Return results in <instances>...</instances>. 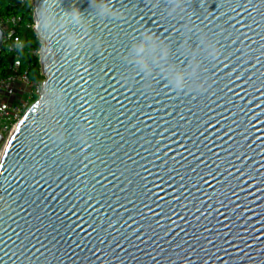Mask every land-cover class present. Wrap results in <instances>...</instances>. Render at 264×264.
Here are the masks:
<instances>
[{"label": "water", "instance_id": "obj_1", "mask_svg": "<svg viewBox=\"0 0 264 264\" xmlns=\"http://www.w3.org/2000/svg\"><path fill=\"white\" fill-rule=\"evenodd\" d=\"M111 2L123 16L59 0L57 19L76 6L87 31L36 29L43 94L0 134V264H264V0ZM145 31L169 46L183 92L158 67L150 87L125 83Z\"/></svg>", "mask_w": 264, "mask_h": 264}, {"label": "clouds", "instance_id": "obj_2", "mask_svg": "<svg viewBox=\"0 0 264 264\" xmlns=\"http://www.w3.org/2000/svg\"><path fill=\"white\" fill-rule=\"evenodd\" d=\"M173 5V11L176 8L182 6L183 0H171ZM91 5L96 8L100 15L105 17H121L124 15L123 10L113 7L111 0H91ZM59 6V0H43V2L35 9L34 27L37 30H42L47 35H52L58 30L63 28L68 23L81 25L85 31V21L87 18L76 6H73L70 11H65L59 15L57 19V7ZM39 9V12H37ZM204 49L207 54L214 58H219L222 55V51L217 42L208 37L206 34L201 37ZM80 35L74 32H65L64 41L65 44L72 50H75L80 46ZM96 47H100V42L96 41ZM170 48L164 41L160 40L154 33L145 31L143 38L134 43L129 51L125 54L124 60L127 64L131 65L135 71L129 72V75L125 77V83H129V79H133L143 74L145 77V87H150V81L152 73L158 67L159 70L164 73L166 80L169 82L171 89H175L176 92H183L186 86L185 73L183 70L174 63H169ZM200 70V61L193 56L191 60V74L195 76ZM195 91L201 94L208 91L211 87L207 80H199L193 85ZM56 92L55 88L48 91V94ZM57 99H62V94L57 93ZM54 138L63 143L65 134L62 131L57 130L54 134ZM81 139L87 141L86 133H82Z\"/></svg>", "mask_w": 264, "mask_h": 264}, {"label": "built area", "instance_id": "obj_3", "mask_svg": "<svg viewBox=\"0 0 264 264\" xmlns=\"http://www.w3.org/2000/svg\"><path fill=\"white\" fill-rule=\"evenodd\" d=\"M18 3L29 5L35 20L34 0H18ZM21 21V16L5 17L0 12V28L4 31L0 54L3 50H7L14 55L7 65L0 68V134L5 138L12 134L15 126L44 91L43 43L31 50V53L38 58L42 76L34 78L29 71V65H24L21 54L22 32L26 28L36 32V28L34 22L29 26H22ZM2 149L0 148V151Z\"/></svg>", "mask_w": 264, "mask_h": 264}, {"label": "trees", "instance_id": "obj_4", "mask_svg": "<svg viewBox=\"0 0 264 264\" xmlns=\"http://www.w3.org/2000/svg\"><path fill=\"white\" fill-rule=\"evenodd\" d=\"M0 12L5 17L17 15L22 17V26H29L34 22L33 10L29 5H21L18 0H0ZM23 37V51L21 58L24 65H29V71L34 78L42 77L40 74V63L38 58L31 53L33 48H38L41 45L40 38L37 33L31 29L26 28L22 32ZM14 55L7 50H3L0 54V68L7 65Z\"/></svg>", "mask_w": 264, "mask_h": 264}, {"label": "snow or ice", "instance_id": "obj_5", "mask_svg": "<svg viewBox=\"0 0 264 264\" xmlns=\"http://www.w3.org/2000/svg\"><path fill=\"white\" fill-rule=\"evenodd\" d=\"M3 168V162H0V170ZM0 174H2V171H0Z\"/></svg>", "mask_w": 264, "mask_h": 264}, {"label": "bare ground", "instance_id": "obj_6", "mask_svg": "<svg viewBox=\"0 0 264 264\" xmlns=\"http://www.w3.org/2000/svg\"><path fill=\"white\" fill-rule=\"evenodd\" d=\"M2 153H3V149L0 151V160H1V157H2Z\"/></svg>", "mask_w": 264, "mask_h": 264}]
</instances>
